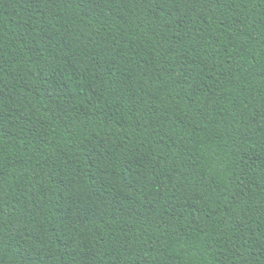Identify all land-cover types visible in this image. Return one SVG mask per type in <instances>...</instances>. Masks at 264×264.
Returning a JSON list of instances; mask_svg holds the SVG:
<instances>
[{
	"label": "trees",
	"instance_id": "trees-1",
	"mask_svg": "<svg viewBox=\"0 0 264 264\" xmlns=\"http://www.w3.org/2000/svg\"><path fill=\"white\" fill-rule=\"evenodd\" d=\"M0 264H264V0H0Z\"/></svg>",
	"mask_w": 264,
	"mask_h": 264
}]
</instances>
